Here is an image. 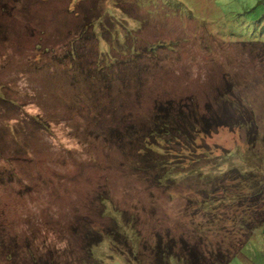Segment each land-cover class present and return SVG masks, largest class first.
Wrapping results in <instances>:
<instances>
[{
  "label": "rangeland",
  "instance_id": "rangeland-1",
  "mask_svg": "<svg viewBox=\"0 0 264 264\" xmlns=\"http://www.w3.org/2000/svg\"><path fill=\"white\" fill-rule=\"evenodd\" d=\"M0 25V264H153L159 237L207 252L203 199L236 215L222 168H264V0H0ZM221 93L256 140L174 146V181L146 158L165 141L132 143L158 103L205 116ZM262 231L231 264H264Z\"/></svg>",
  "mask_w": 264,
  "mask_h": 264
},
{
  "label": "trees",
  "instance_id": "trees-1",
  "mask_svg": "<svg viewBox=\"0 0 264 264\" xmlns=\"http://www.w3.org/2000/svg\"><path fill=\"white\" fill-rule=\"evenodd\" d=\"M2 6L7 8L6 4ZM2 28L0 25V37L4 34ZM98 74L102 76V71L96 72L95 76ZM227 95L221 93L219 97L217 96L219 109L214 111L213 107L209 105L205 116H199L197 112H192L189 107L185 108L187 105H183V103L177 104L172 100L166 103H158L154 126L144 131L145 133L148 132L147 134L141 136L140 131L134 126H128L126 129L131 134L132 143L141 138L148 141L149 137L154 135L165 141L164 152L156 151L157 158L151 154H148L146 158L151 161L150 165H153V168L161 169L165 172L164 177L169 176L168 179L174 181L172 178L175 174L169 169V164L165 160L174 151V146L182 144L191 152V149L197 145L200 135L210 136L219 128L228 126L234 128L243 126L248 131L249 141L256 140L259 132L256 131L253 124L255 121L253 119L251 121L252 117H246L243 113L237 119L236 114L239 107L235 103L229 102ZM117 135L122 136L120 133ZM151 144L155 145L156 143H149V147L146 149L153 150ZM222 170L225 173L222 177L223 182H238L240 185V189L231 191V195L227 197L228 200L225 204L229 205L230 208L232 207L236 215L231 218L226 217L224 216L226 215L225 210L221 215L217 214L216 205L219 206L223 201L221 202L222 199L217 200L215 193L213 195L208 194L206 200L204 198L202 201L203 210H206V214L209 216V228L205 230L210 234V236L207 233L205 235L209 239L205 245L207 252L201 251L197 245H186L183 241L182 249L176 250L173 244L164 245L159 237L157 245L151 250L154 257L153 264H231L235 257L242 255L243 249L253 236L264 229V168L248 167V169H241L231 167L228 170L224 167ZM211 237L216 239L214 249L211 248ZM101 240L102 235L97 238L96 243L101 242Z\"/></svg>",
  "mask_w": 264,
  "mask_h": 264
},
{
  "label": "crops",
  "instance_id": "crops-1",
  "mask_svg": "<svg viewBox=\"0 0 264 264\" xmlns=\"http://www.w3.org/2000/svg\"><path fill=\"white\" fill-rule=\"evenodd\" d=\"M262 233L264 234V231H262Z\"/></svg>",
  "mask_w": 264,
  "mask_h": 264
}]
</instances>
